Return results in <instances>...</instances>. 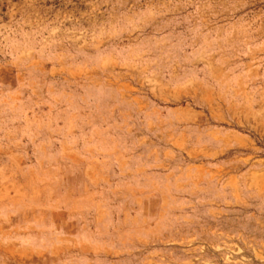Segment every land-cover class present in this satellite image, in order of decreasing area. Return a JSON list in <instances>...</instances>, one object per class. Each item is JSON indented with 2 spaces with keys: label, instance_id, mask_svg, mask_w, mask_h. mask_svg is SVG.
<instances>
[{
  "label": "rangeland",
  "instance_id": "1",
  "mask_svg": "<svg viewBox=\"0 0 264 264\" xmlns=\"http://www.w3.org/2000/svg\"><path fill=\"white\" fill-rule=\"evenodd\" d=\"M0 264H264V0H0Z\"/></svg>",
  "mask_w": 264,
  "mask_h": 264
}]
</instances>
